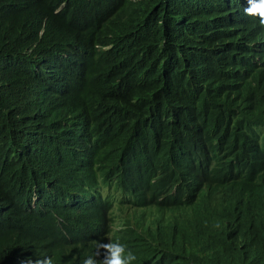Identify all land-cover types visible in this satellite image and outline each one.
Listing matches in <instances>:
<instances>
[{
    "label": "trees",
    "instance_id": "16d2710c",
    "mask_svg": "<svg viewBox=\"0 0 264 264\" xmlns=\"http://www.w3.org/2000/svg\"><path fill=\"white\" fill-rule=\"evenodd\" d=\"M69 9L67 24H93L96 8L99 24L109 21L111 12L131 31L124 38L129 53L123 59L97 57L79 52L56 56L50 67L32 55L25 65L7 73L0 82V179L13 176L29 189L43 190V182L29 177L37 171H62L77 176L86 164H95L96 143L81 141V132L101 139L120 136L128 142L141 162L155 154L146 133L153 134L159 153L169 149L171 134L162 117L166 107L179 101L171 118L175 128L191 118L200 133L198 146L216 150L229 135L242 146H251L264 129L259 112L263 100L256 85V70L247 65L237 69L244 55L238 47L259 29L237 12L235 0H50L38 1L33 9L34 24L26 4L0 6V33L3 28L32 27L23 37L31 48H41L52 33L51 20ZM141 65L137 68V61ZM78 63L93 69L106 67L111 75L141 73V83L130 98L141 116L125 111L113 131L94 118L79 122L73 109L57 96L47 94L49 80ZM235 108L224 122L219 110ZM264 139V133L261 135ZM81 141V142H80ZM152 160L158 170L165 168L159 155ZM235 168L248 184L264 181V173L245 161ZM162 206L166 214L155 234L136 233L127 244L141 264H264V204L226 189L213 198L214 221L197 220L180 206L172 183L165 189ZM11 194L0 182V242L9 250L21 243L10 227ZM55 264H71L81 252L56 240L51 247Z\"/></svg>",
    "mask_w": 264,
    "mask_h": 264
},
{
    "label": "clouds",
    "instance_id": "9594fccd",
    "mask_svg": "<svg viewBox=\"0 0 264 264\" xmlns=\"http://www.w3.org/2000/svg\"><path fill=\"white\" fill-rule=\"evenodd\" d=\"M40 0H0L2 8L18 4L29 7L32 24L33 9ZM50 1V0H43ZM237 12L251 20L259 29L237 51L236 68L250 65L256 70V85L263 100L260 119L264 122V0H235ZM64 2H61L55 12ZM95 9L93 24L69 27V9H60L51 20L52 33L45 45L31 48L24 35L32 28L21 26L3 28L0 33V82L10 72L25 65L28 55L50 67L56 56H73L85 52L97 57L123 59L129 53L127 43L119 36L131 31L111 12L109 21L99 24ZM141 61H137V68ZM111 75L106 67L93 69L78 63L64 73L53 76L47 94L57 96L74 111L79 122L94 118L102 127L113 131L121 116L130 111L141 116L133 105L130 92L141 83V73ZM179 101L165 108L162 121L173 135L169 149L159 153L156 137L146 133L154 146L152 158L141 162L132 146L120 136L97 139L85 128L79 129L85 139L96 143L92 156L95 164H86L83 174L74 176L62 171H37L30 167L29 177L43 182L38 191L29 189L26 182L13 176H1L11 194L12 220L10 227L21 243L17 250L6 249L0 242V264H55L51 250L56 240L81 252L71 264H141L126 248L135 241L136 233L155 234L166 214L162 202L165 189L171 182L175 196L185 212L197 220L214 221L217 213L213 198L226 189L264 204V181L248 184L234 166L245 161L264 173V139L261 135L251 146H242L237 137L229 135L214 150L198 146L201 135L191 118L171 128V118L177 113ZM236 112L226 105L219 110L224 122ZM80 141V142H81ZM159 155L164 169L158 170L152 160Z\"/></svg>",
    "mask_w": 264,
    "mask_h": 264
}]
</instances>
